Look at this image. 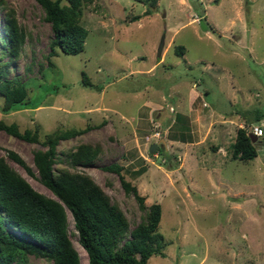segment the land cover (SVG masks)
I'll return each mask as SVG.
<instances>
[{"label":"rangeland","instance_id":"1","mask_svg":"<svg viewBox=\"0 0 264 264\" xmlns=\"http://www.w3.org/2000/svg\"><path fill=\"white\" fill-rule=\"evenodd\" d=\"M5 2L26 32L7 77L24 83L30 104L3 112L0 95V121L17 124L20 132L37 127L41 140L58 129L89 126L82 135L60 141L61 161L54 168H68L64 154L89 144L97 151L92 164L70 170L91 176L119 206L130 229L143 211L119 176L103 167L118 164L146 206L160 204L164 256L153 255L147 264H264V0H158L155 7L95 0L82 5L83 49L58 50L51 63L53 35L41 6L35 0ZM4 12L0 8V54ZM178 46L185 48L181 56ZM82 73L90 85L82 84ZM184 112L188 124L173 121ZM224 117L242 123L230 128L219 153L213 150L210 124L219 128ZM260 124L257 156L231 159L236 130L249 133ZM0 148V157L36 191L54 197L7 157V150L17 152L36 173L33 152L44 149L40 143L0 131ZM68 229L80 264H88L71 217ZM28 264H46V259L30 255Z\"/></svg>","mask_w":264,"mask_h":264},{"label":"trees","instance_id":"2","mask_svg":"<svg viewBox=\"0 0 264 264\" xmlns=\"http://www.w3.org/2000/svg\"><path fill=\"white\" fill-rule=\"evenodd\" d=\"M35 1L41 6L44 19L52 30L48 62L51 63L49 58L55 56L58 50L68 54L80 52L87 37V30L80 23L82 5L95 0H66L67 4L63 5L60 0ZM136 1L149 7H155L158 2ZM0 8L5 11L4 42L0 54L1 109L9 112L30 104L24 83L17 78L7 77L10 63L23 50L26 32L17 21L14 9L5 0H0ZM150 13L151 10L147 8L145 14ZM175 52L181 56L185 48L178 46ZM5 56L9 58L8 61H3ZM81 82L90 85L84 73ZM177 118L181 124H188L186 115L178 113L174 119L172 117L173 121ZM169 119L168 122L172 120ZM88 129L89 126L83 129H58L41 140L37 127L20 132L17 124L0 121V131L26 142L40 143L44 147L33 152L36 173L17 152L7 150V157L54 195L50 197L36 191L9 165L5 157H0V264H28L30 255L46 259V264H80V256L70 239L69 217L73 222L72 233L85 251L88 264H147L153 255L164 256L165 242L158 232L161 206L158 203L146 206L145 198L122 176L121 166L113 163L103 169L119 176L125 193H132L143 211L141 221L132 229L119 206L111 202L91 176L70 170L91 165L97 152L95 148L80 144L74 151L64 154L69 169L54 168L61 161L57 151L60 141L82 135ZM258 141L243 127L238 128L230 144L231 159L243 162L254 159ZM216 149L217 146H214L213 150ZM156 151L160 152L159 148Z\"/></svg>","mask_w":264,"mask_h":264},{"label":"crops","instance_id":"3","mask_svg":"<svg viewBox=\"0 0 264 264\" xmlns=\"http://www.w3.org/2000/svg\"><path fill=\"white\" fill-rule=\"evenodd\" d=\"M194 85H195V83H194ZM202 90L203 91H201V92H203V93H205V90L202 88ZM203 107H205V105H203ZM189 109H191V108H189ZM183 114H185V115H187L188 117L190 116L189 115V113L187 112H184ZM206 118H210V117H206ZM260 118H261V116L260 115H255V117H254V119L255 120H260ZM210 121H208V122H211V121H213V120H211V118L209 119ZM191 122V121H190ZM239 124H237V123H234L233 122V120L232 119H228V117H224V118H222V120L221 121H219V124H220V127L219 128H217L216 126H215V122H213V124H210V126H212V130H210V136H212V139H214V141L216 140V142H215V144L214 145H212L213 147L214 146H217V149L215 150V151H217V152H219V153H221L220 151L222 150V148H223V145H221L223 142H224V140L227 138V137H229L228 136V131H230V128L232 127V126H234V125H238V126H240L241 125V123L242 122H240L239 120L237 121ZM192 123V122H191ZM217 125V124H216ZM258 126H262L261 124L260 125H258ZM207 127H209V126H207ZM263 128V127H262ZM217 132H220L219 134L217 133ZM218 134V136H215V135H217ZM216 138V139H215ZM260 138V137H259ZM222 139H224V140H222Z\"/></svg>","mask_w":264,"mask_h":264},{"label":"built area","instance_id":"4","mask_svg":"<svg viewBox=\"0 0 264 264\" xmlns=\"http://www.w3.org/2000/svg\"><path fill=\"white\" fill-rule=\"evenodd\" d=\"M250 130H249V135L251 134V135H253V136H255V137H261L262 135H263V128H262V126H252L251 128H249ZM152 136L153 137H155L156 139H158L159 138V132H153V134H152ZM146 139H147V141H149L150 140V137L149 136H146Z\"/></svg>","mask_w":264,"mask_h":264},{"label":"water","instance_id":"5","mask_svg":"<svg viewBox=\"0 0 264 264\" xmlns=\"http://www.w3.org/2000/svg\"><path fill=\"white\" fill-rule=\"evenodd\" d=\"M200 24H201L202 28H206V25H205V23H204L203 20H200ZM198 87L201 88L200 85H199ZM158 144H159V143L151 144V146H150V148H149V152H150V153H153L154 150L156 149V147L158 146Z\"/></svg>","mask_w":264,"mask_h":264}]
</instances>
